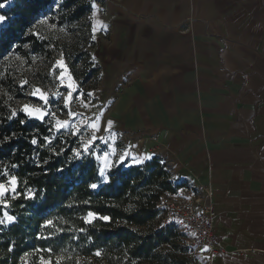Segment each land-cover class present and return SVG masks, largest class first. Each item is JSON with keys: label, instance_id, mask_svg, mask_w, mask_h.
<instances>
[{"label": "crops", "instance_id": "obj_1", "mask_svg": "<svg viewBox=\"0 0 264 264\" xmlns=\"http://www.w3.org/2000/svg\"><path fill=\"white\" fill-rule=\"evenodd\" d=\"M106 10V36L90 52L98 135L108 138L112 120L119 139L133 136L132 153L169 162L180 188L212 190L224 252L202 251L203 264H264V0H118Z\"/></svg>", "mask_w": 264, "mask_h": 264}, {"label": "trees", "instance_id": "obj_2", "mask_svg": "<svg viewBox=\"0 0 264 264\" xmlns=\"http://www.w3.org/2000/svg\"><path fill=\"white\" fill-rule=\"evenodd\" d=\"M92 2L62 0V7L52 13L56 18L50 21L57 24V30L50 31L46 27L35 29L47 37L41 40L26 33L41 14L49 13L54 7L53 0H8L6 6L0 9V15L8 17L6 23L0 26V33L3 34L0 53L12 50L27 62L33 55L48 56L47 47L54 42L67 59L78 54L77 48L71 47L70 43L61 44L57 33L62 27L67 33L77 35L76 26L89 15ZM87 33L89 38V29ZM9 41L18 48L9 49ZM24 44L30 47L25 49ZM21 64L13 59L8 66L0 58V72L7 67V74L0 76V140L13 132L17 134L0 144V169L18 165L11 171L20 178V190H24L26 182L28 187L42 194H38L35 200L21 198L12 201V207L7 209L17 220L11 225L0 226V264H21L20 257L37 248H52L53 264L61 249H68L74 257L67 264H75L76 258L81 264H133V261L135 264H197L189 256L188 248L183 245L174 224L163 221L162 211L157 207L161 195L185 185L173 183L165 161L159 156L152 157L142 166L121 167L111 185L93 191L88 184L93 182L95 161H69L70 148L76 146L77 137L62 135L54 140L53 148L65 150L62 155L55 156L47 148L30 143L37 133L41 141L49 135L47 122L31 120L22 125L19 121L24 119L23 114L11 121L6 119L9 108H17L16 100L23 97L15 74ZM70 69H74L73 65ZM96 72L97 69H91L90 74L93 76ZM5 102L8 107L4 106ZM44 160L48 163L44 164ZM61 167L63 171H58ZM73 199L90 200L91 207L102 215L111 216L112 222L97 221L93 225H84L78 217L87 210L86 206L65 207ZM129 205L132 206L130 209ZM57 217L66 221H57L58 226L66 231L52 239H37L43 220ZM80 227H87V233L75 231ZM43 234L47 235V232ZM73 235L79 238L72 239ZM88 236L92 237L91 241ZM9 245L13 246L12 252L7 250ZM96 248L103 251L102 257L92 255ZM39 255L47 258L49 254L35 253L27 259L38 264Z\"/></svg>", "mask_w": 264, "mask_h": 264}, {"label": "snow or ice", "instance_id": "obj_3", "mask_svg": "<svg viewBox=\"0 0 264 264\" xmlns=\"http://www.w3.org/2000/svg\"><path fill=\"white\" fill-rule=\"evenodd\" d=\"M8 0H4V3H0V9L4 8ZM54 7L51 8L49 13L41 14L40 17L31 25L26 35L35 36L37 39L45 40L46 36L42 35L40 31L35 29L39 28H47L50 31L57 30L58 26L55 23H51L50 21L54 20L56 17L52 13L58 12V10L62 7V0H53ZM91 7V16L89 19L92 21V36L91 39H96V31L98 30L97 25L104 30L107 29V25L103 24L102 21L96 19L97 13L100 11L99 6L95 3V0L90 5ZM8 20V17L5 15H0V25H3ZM59 31H65V28H59ZM3 39V34L0 33V41ZM52 47V45H49ZM23 47L28 49L30 47L29 44H24ZM9 49H17L18 46L9 41L8 45ZM0 58L6 63V65L10 66V61L17 60L20 63H24V58L14 52L12 50H6L4 53H0ZM37 57L33 56L32 60L35 61ZM93 61H95V56L92 57ZM59 73L56 75V73ZM7 74V67L3 72H0V76ZM48 75L54 77V80L57 83V90L55 92H48L44 89L33 86L31 90L27 93L30 97H36L39 103H25L21 105L19 108H9V115L6 117L7 120L11 121L17 118L19 115L23 114L24 119H20V124H26L31 120H39L42 122H47L49 125V135H46L41 139L39 138V134L33 135L30 143L32 145H37L42 148H47L53 155L60 156L64 153V148H60L59 150L52 147L54 140L58 139L62 135H67L70 137H77L76 146L70 148L71 156L69 157V161H85L89 162L95 161V169L93 182L88 184V188L93 191L102 188V186H108L113 183V178L119 174V169L121 167H127L131 165L142 166L148 160L152 159L154 154L148 153H136L133 154L129 149L135 148V145H129L128 148H124L122 150H118L117 147L110 143L109 141H115L117 139V135L112 132L114 122L112 120H108L107 124L104 126V131L108 133V140L105 139L104 136H98L97 133L100 131V118L101 114H98L94 120L89 121L86 118L75 123L72 122V118L81 115L80 113L73 112L70 110V106L74 100H80L84 107H89L82 99L81 96H74L79 89V85L77 81L74 79L71 70L68 67L66 60L64 59V54L60 53V58L55 60L52 64L51 68L48 70ZM27 79H21L19 81L20 87L23 88L28 85ZM66 90L67 94L63 95L61 90ZM94 93H88V96H92ZM63 98V109L68 110L67 115L68 119H60L57 112L60 111L52 110L51 104L54 98L61 97ZM8 99L11 100V95L8 96ZM5 107H8L7 102H5ZM90 130L87 136L81 135L82 131ZM16 133L13 132L11 136H4L2 140H0V144L6 143L9 140L16 137ZM98 142L106 144V148L101 151H97ZM44 164L48 163V160L43 161ZM18 165L12 164L10 166H6L4 169H0V226H7L15 223L17 217L10 214L7 209L12 207V201H16L18 199L24 200H35L38 194L31 187H28L25 182L24 190H20V178L11 169L17 168ZM58 171H63V167L58 169ZM80 205L86 206L87 210L78 217L79 220L83 222L84 225H93L97 221H103L105 223H111L112 217L109 215H102L98 211L94 210L91 207L90 200H82L77 201L73 199L71 202L65 205L68 209L78 208ZM132 206L129 205V209ZM129 209H126L129 210ZM57 221L61 223H65L64 218H45L40 225L41 233L37 235V239L48 240L52 239L54 236H58L60 233L66 231V229L59 227ZM163 227V225H161ZM47 232V235H44V232ZM76 232L79 233H87V227H80L75 229ZM191 235H195V233H191ZM79 237L73 235L72 239H78ZM87 239L89 241L92 240L91 236H88ZM8 252L13 251V246L9 245ZM201 251H207V247L201 249ZM47 252L49 255L45 258L44 255H39L38 264H53L52 259V248L47 249H34L33 252H25L23 256L20 257L21 264H33V262L29 261L27 258L29 256L34 255L35 253ZM103 251L100 248H96V250L92 253L93 256L100 258L103 256ZM74 259L72 253L68 249H61L60 254H58L55 258L54 264H67L68 261H72ZM75 264H81V261L76 258ZM133 264L135 262L133 261Z\"/></svg>", "mask_w": 264, "mask_h": 264}, {"label": "rangeland", "instance_id": "obj_4", "mask_svg": "<svg viewBox=\"0 0 264 264\" xmlns=\"http://www.w3.org/2000/svg\"><path fill=\"white\" fill-rule=\"evenodd\" d=\"M118 0H95V3L99 6L100 11L97 13L96 19L99 21L104 20L107 10H106V5L107 4H112V2H117ZM91 16V10L89 12V15L84 19L80 25H77V35L69 34L66 31H59L58 30V37L59 42L62 43H70V46L74 48H77L78 54H75L74 56H68V59L64 56V59L66 60L68 67L70 69V66L73 65L74 69L71 71L74 79L77 81L79 85V89L76 93H74V96H81L82 94V99L89 104V107H84L83 104L80 102V100H74L70 106V110L73 112L80 113L81 115L73 117L72 122L75 123L77 121H80L82 119H87L89 121L91 120V111H92V102H90V96L87 94L90 93L96 85V75H91V69H96L94 65L90 62V52L93 51V48L96 47V45L102 40L103 37L106 36V30L103 28L98 27V30L96 31V39L93 40L91 39L92 36V21L89 19ZM1 26V25H0ZM89 29V34L90 37L87 38V30ZM57 37V40H58ZM52 47L48 46L47 49L49 50V55L48 56H38L36 55L37 59L35 61L28 60L27 62L24 61L20 66L17 67L16 69V78L18 85L19 81L21 79H27L28 80V85H26L21 89V94L23 95L22 98H19L16 100L15 106L19 108L21 105L25 103H39L36 97H30L27 95V93L31 90L33 86H38L45 91L48 92H55L57 90V83L54 80V77L51 75H48V70L51 68L52 64L55 62V60L60 58V53L62 52L60 47L57 48V45L52 42ZM84 52L83 55L82 53ZM66 53V51H64ZM82 54V55H79ZM70 55V54H69ZM34 56V55H33ZM70 61V62H69ZM71 64V65H69ZM71 70V69H70ZM98 72V71H97ZM96 72V74H97ZM59 73L57 72L56 75ZM95 76V77H94ZM63 95H66L67 92L66 90H61ZM52 110H57L59 109L60 111L57 112L58 116L60 119H68L67 112L68 110L63 109V98L61 97H56L53 99L52 104H51ZM39 121V120H35ZM90 130H85L81 132V135L87 136L89 134ZM98 135V133H97ZM98 136H104V135H98ZM105 137V136H104ZM108 140V138H105ZM110 143H113L118 150H122L124 148H127L126 145L122 146V140L121 137L119 139V136L115 141H109ZM106 148V144L104 143H99L98 142V148L96 149L97 151L104 150ZM131 151V149H129ZM133 152V151H131ZM135 154V153H133ZM131 165V164H130ZM171 179L174 184V179L171 176ZM181 241L185 247L188 248V254L190 257H192L197 264H203L204 261V256L202 255V251L199 249L193 250V248L186 243L185 239L181 236Z\"/></svg>", "mask_w": 264, "mask_h": 264}, {"label": "built area", "instance_id": "obj_5", "mask_svg": "<svg viewBox=\"0 0 264 264\" xmlns=\"http://www.w3.org/2000/svg\"><path fill=\"white\" fill-rule=\"evenodd\" d=\"M132 137L127 134L121 136V148L127 144V139ZM168 163L165 162L167 168ZM212 195L213 192L209 188H178L161 195L157 203V207L162 211V220L174 224L193 250L207 247V251L202 253L208 256L224 252L219 237L213 231L217 214L211 203Z\"/></svg>", "mask_w": 264, "mask_h": 264}]
</instances>
